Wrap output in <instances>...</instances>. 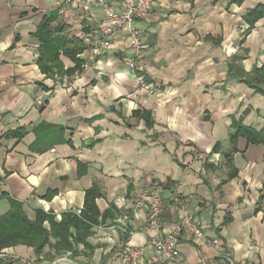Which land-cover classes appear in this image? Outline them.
<instances>
[{
	"label": "crops",
	"instance_id": "1",
	"mask_svg": "<svg viewBox=\"0 0 264 264\" xmlns=\"http://www.w3.org/2000/svg\"><path fill=\"white\" fill-rule=\"evenodd\" d=\"M60 2L0 0V213L15 200L32 219L36 209L60 218L80 211L94 184L99 212L114 210L77 254L56 255L53 239L39 256L25 245L3 254L20 264H264V142L233 140L240 125L264 128V93L229 71L235 56L246 73L264 66V0H154L134 23L147 87L125 64L126 27L97 53L82 32L98 29L105 10L81 0L64 17ZM74 55L81 72H69ZM15 129L24 135L4 136ZM154 184L168 205L161 228L147 231L133 190ZM175 198L218 246L183 231L178 257L155 253L148 239L181 219Z\"/></svg>",
	"mask_w": 264,
	"mask_h": 264
},
{
	"label": "trees",
	"instance_id": "2",
	"mask_svg": "<svg viewBox=\"0 0 264 264\" xmlns=\"http://www.w3.org/2000/svg\"><path fill=\"white\" fill-rule=\"evenodd\" d=\"M259 10V8H257ZM257 9H253L250 16L253 15V20L257 18ZM262 12V10H260ZM47 20L43 21L40 31H44L45 37L49 36V31L46 27ZM44 37V36H42ZM62 43V41H61ZM55 50H58V45L53 46ZM81 47H77L75 51H80ZM56 53L53 54V61H57ZM73 56L76 60V65L71 68L69 72L77 70L81 72L79 67L82 60ZM242 57L235 56L230 62V74L234 77L241 78L248 83L256 91L264 93V66L261 68H254L251 73L243 71L239 60ZM56 64V62H55ZM149 117V118H148ZM146 123L150 125L151 119L148 116ZM25 131L23 129H15L4 134L5 137L11 136L22 137ZM243 137L248 142H264V128L260 131H255L253 128L245 125H240L237 133L233 135V140ZM102 196L101 190L97 184H94L91 188L87 189L84 194V203L80 211H66L61 213V217L57 218L50 211H44L43 209H36L34 218L27 216L23 210L22 203L15 200H10V207L3 213H0V253L6 248L14 247L16 245L31 246L34 249L35 255L39 256L45 245L51 244L53 239V248L55 254L58 253H79L77 246L79 244L84 245L86 248H90L91 245L87 241V238L92 234L93 228L99 226L105 221L106 218L112 215L113 206L99 212L96 201ZM1 197V195H0ZM0 264H20L18 259H14L10 256L0 255Z\"/></svg>",
	"mask_w": 264,
	"mask_h": 264
},
{
	"label": "built area",
	"instance_id": "3",
	"mask_svg": "<svg viewBox=\"0 0 264 264\" xmlns=\"http://www.w3.org/2000/svg\"><path fill=\"white\" fill-rule=\"evenodd\" d=\"M81 0H61L58 5V11L64 16L71 15L70 5H78ZM106 13V20L98 29L92 31H83L82 40L87 46H93L96 52L109 48L111 41L109 39L111 32L115 28L126 27L129 35L132 38L133 55L125 58V64L131 71L136 73L137 80L140 81L142 87H147L142 74L141 61L143 58V38L138 29L134 28V23L137 20L145 19L151 12V7L154 0H119L118 7L112 10L107 5V0H96ZM98 33L101 38H97ZM135 197V209L146 211V230H158L161 228V217L164 209L168 205L162 196L160 186L157 184L149 187H135L133 190ZM172 205L180 211L181 219L179 222L172 223L170 230L164 234L157 233L150 237L149 244L153 246L155 253L158 256H163L166 259H173L180 255L178 245L180 235L183 231L188 232L193 238L200 241H205L214 247L218 246L217 239H208L204 237L202 224L199 223L192 210H190L187 201L176 199ZM126 218V216H125ZM142 248L130 249L126 252L127 260L136 259L141 255ZM0 255H4L0 253ZM223 264V263H221ZM225 264H233L227 262Z\"/></svg>",
	"mask_w": 264,
	"mask_h": 264
}]
</instances>
